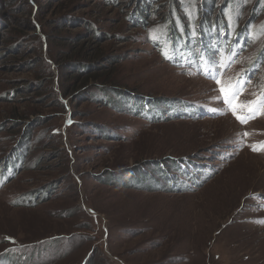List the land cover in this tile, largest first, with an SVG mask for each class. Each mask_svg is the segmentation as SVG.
<instances>
[{"label":"rangeland","instance_id":"374dc122","mask_svg":"<svg viewBox=\"0 0 264 264\" xmlns=\"http://www.w3.org/2000/svg\"><path fill=\"white\" fill-rule=\"evenodd\" d=\"M137 2L0 0V264H264V0Z\"/></svg>","mask_w":264,"mask_h":264},{"label":"trees","instance_id":"16d2710c","mask_svg":"<svg viewBox=\"0 0 264 264\" xmlns=\"http://www.w3.org/2000/svg\"><path fill=\"white\" fill-rule=\"evenodd\" d=\"M140 1L141 0H135V2H137V4L135 3V8H134L135 11H134V14L136 15V21H138V22L139 21L145 22L146 20L147 21L149 20V19L146 18V17H148L149 13L150 12H153L154 9H156L158 7V5H155L156 3L154 2V4H153L154 6H152L153 8L150 7V8H147L145 10H142L141 5H140ZM166 1H169V2H166L165 3L166 4V8H164V9H166V10L164 11V13H166L168 5L172 6V8L173 7L177 8V5H178L177 4V0H173L175 2L174 4L170 0H166ZM157 4H158V2H157ZM61 22H63V19H61ZM20 24H22V23H20ZM27 24H29L28 25L29 26L28 28H30L29 30L36 31V27H37L38 24H36L33 20L32 21L31 20H29V21L27 20ZM14 34L17 37L18 36H21V30H15V33ZM31 36H35V35H31ZM16 45L17 44H14V47ZM34 45L35 46L38 45V40H36L34 42ZM95 50L96 49H92V53H93V56L92 57H86L87 56V53H86V49H84V45L83 44L76 45V46H72V47L70 46V54H71V56L73 55L74 57H72V58L69 57V58H70V60L74 59V61H72V62L67 61V62L64 63V65L67 66L66 69H68L69 71H71L70 73H74L75 78H77L79 80L78 81V86H79L78 88L80 90L79 91L77 90V94L78 93L79 94H83L82 92H84L85 90L87 91V89H89L90 85H93L96 88L101 89V90H99L101 96L102 95L105 96V97H103V99L101 101H104L105 99L107 100V97L109 98V94H107V92H109V91L111 92L112 91L113 93H115V92H116V94L118 93L120 99H123V100H131L133 102V105L137 104V102H138L137 98H131L130 95L128 93L124 92V91L120 93L119 91H117L113 87H111V88L105 87V89L104 88L102 89V86L101 85H97V84L95 85V82H98L99 77L101 76L100 75V70L99 69H96V68H98V66L101 65V62H102L101 60L103 58L106 59V57H107V56H104V57H100L99 58L97 56V51H95ZM76 57H77V59H76ZM80 57H82V58L80 59ZM75 60H77V61H75ZM88 70H89V73H87ZM247 71H249V72H255L256 70H254V69L253 70H249L248 69ZM244 73H245V76L244 77H246V78H243V79L246 80L249 76L246 75V71H244ZM46 77H48V78L46 79ZM49 78H51L49 76V74H47L46 76L45 75L44 76L41 75V77H40L41 82H43L45 80H49ZM43 83L45 84V82H43ZM43 83L42 84L37 83L36 87L40 88V86H42ZM11 94L8 95V97H11L12 96ZM13 118H15V117H13ZM13 118H11V121H12V123L13 122L15 123V120H13ZM20 141H21L20 142V148H21L22 147L21 146V143L22 142H25V141L27 142V137H25L22 134V139ZM24 154H25V152H21V162L23 160H25L24 159L25 157H23ZM19 157H20V152L17 153L16 150H13V152L10 155V160H12L13 158L19 159ZM5 159H9V158H5ZM135 173H137V172L136 171L127 172V173H125V175L135 174ZM41 248H42V246L39 245V244H37V245L34 244V246H33L34 252H38V250H40Z\"/></svg>","mask_w":264,"mask_h":264}]
</instances>
